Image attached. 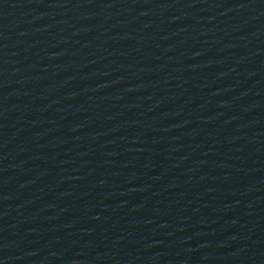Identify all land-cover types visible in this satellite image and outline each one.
I'll use <instances>...</instances> for the list:
<instances>
[{"label": "water", "instance_id": "obj_1", "mask_svg": "<svg viewBox=\"0 0 264 264\" xmlns=\"http://www.w3.org/2000/svg\"><path fill=\"white\" fill-rule=\"evenodd\" d=\"M0 264H264V0H0Z\"/></svg>", "mask_w": 264, "mask_h": 264}]
</instances>
